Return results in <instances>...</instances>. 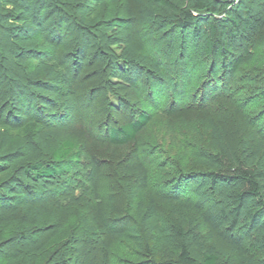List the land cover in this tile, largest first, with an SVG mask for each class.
Segmentation results:
<instances>
[{
    "label": "trees",
    "instance_id": "1",
    "mask_svg": "<svg viewBox=\"0 0 264 264\" xmlns=\"http://www.w3.org/2000/svg\"><path fill=\"white\" fill-rule=\"evenodd\" d=\"M116 2L0 0V30H8L10 46L21 54L17 66L25 70L21 79L13 84L12 93L16 95L14 102L22 108L15 112L14 107L7 110L0 105V219L6 211L17 208L24 211V215L8 221L5 231L15 235L13 240L16 241L11 253H3L0 246V264L42 262L46 244L39 245L42 239L34 237V220L40 212L28 205L27 198L42 200L52 194L57 196L68 185L74 189L67 202L74 205L96 202L98 207L101 221H93L86 231L90 235L97 232L98 237L105 232L124 239L140 254L150 252L147 264H222L215 245L202 241L196 232L199 226L192 229V238L202 253V260L195 259L187 246L178 242L186 236L185 231L160 212V203L177 205L183 209L180 213L196 212L209 229L210 239L227 240L237 259L226 264H264V129L259 127L264 121V85L262 89L248 83L250 86L242 97L243 102L255 99L261 108L260 117L255 119V127L259 128L256 133L249 135L242 130L232 139L228 125L210 114L213 102L219 105L231 94L225 89L226 73L236 75L245 68L264 82V26L242 54L235 52L236 43L256 29L253 19L260 11L254 13L246 0H239L237 4L235 0H125L124 15L113 17L108 6ZM70 23L81 29L86 37L83 42L74 33H63V28ZM130 24H137L143 31L137 40L131 34ZM98 34L106 40H115L113 45L118 49L110 50L112 60H108L112 61L111 68L116 72L114 77L126 82L125 87L129 84L146 110H131L126 123H110L105 130L101 127L102 145L97 146L99 143L93 140L97 154L94 152L86 158L76 138L61 139L63 130L52 122L56 118L67 119L65 108L71 106L73 110L83 98L89 104L96 100L86 93L88 84L78 80L76 66L70 61V56L77 59V53L71 54L70 50L73 43L72 49L76 47L77 51L80 45L91 46L90 39ZM178 40L183 42L181 46L175 45ZM161 46L166 49L160 50ZM177 52V63L184 58V64L180 73L172 74L176 57L168 58ZM4 58L0 49V92L6 82L2 73ZM198 65L199 70L203 66H208L209 70L204 73L200 87L193 89V101L174 107V99L169 96L166 106L161 107L154 97L156 86L166 85L174 93L183 92L178 87L186 89L189 84H181L177 74L189 79L190 66ZM141 78L143 81L139 80ZM101 81L105 86L109 84L107 77ZM39 92L55 94L64 101L58 103L43 98L54 107L51 111L40 105L43 99H39ZM111 94L104 96L105 101L110 100V96L117 100L116 104L111 103L110 110L124 115L128 108L123 105L125 100L121 95ZM6 97L8 99L0 98V104H6L7 100L8 104H14ZM130 104L127 102L128 106ZM239 107L233 105L235 113L230 110V116L239 115ZM194 112L206 114L204 124L209 141L204 142L203 133L193 124L195 120H181L183 114ZM154 127L150 145H146L145 133ZM82 133L78 131L76 136L84 137L86 134ZM101 146H107L113 151L111 154L117 152L118 155L112 156L120 159L119 168L113 170L117 188H124L130 202L138 201L136 223L127 228H115L109 223L110 218L103 222L108 215L103 214L99 203V183L107 165L103 159L110 155L100 154ZM149 153L157 157L162 171L178 172L171 181L166 178L160 183L162 190L157 199L149 193L151 177L146 167ZM73 173L79 177L73 180ZM42 181L56 183L55 188L39 189ZM191 185L199 198L207 197L220 186L228 190L229 196L220 199L215 211L200 209L193 199L184 197V191ZM229 232L235 237L227 238ZM147 234L153 235L159 243L160 261L154 259L145 243Z\"/></svg>",
    "mask_w": 264,
    "mask_h": 264
},
{
    "label": "rangeland",
    "instance_id": "2",
    "mask_svg": "<svg viewBox=\"0 0 264 264\" xmlns=\"http://www.w3.org/2000/svg\"><path fill=\"white\" fill-rule=\"evenodd\" d=\"M238 2L239 0H235V4ZM246 2L249 7L253 9L254 13H256V11H260V14L258 13L254 15L253 20L256 28L254 32L250 36L244 35L236 43L235 52L237 54L243 53L244 48L256 39L258 32L264 26V0H246ZM108 7H110L109 9H111V11H113V17H122L124 15L123 13L126 3L125 0H117L116 5L111 6L110 4ZM129 28L131 29V34L135 40L138 39V36H142V34L140 35V31H143L137 24H130ZM63 33H69V35L70 33H74L81 42L86 39L81 29H79L78 26L76 28V25L73 26L71 23L63 28ZM8 35V30H0V49L3 51L5 56V58L2 60V65L4 66V68H2V73L5 75L4 77L6 80L4 90L0 92V98L3 97L8 99L6 96H9L14 104H11V102L8 104L9 100H7L8 102L6 104L1 102L0 105L2 108L4 107L7 110H11L14 107V111L17 112V109L22 108V106L16 104L13 100L14 97L16 98L15 93L12 94L13 84L21 79L23 76V71L25 70L17 66L18 60L21 58V54L10 46ZM90 40L91 46L86 48L83 45H80L78 51L76 47L72 49L74 43L71 44L72 46L70 53L72 54L76 52L77 59L75 60L72 58V56H70V61L72 62L71 65L73 67L76 66L75 70L76 73H78V80L88 84V90L86 89V93H89L95 97L96 100L89 104L88 101L84 100L83 98V101H80V105L78 106L79 108L76 107L73 110L71 106L65 108L64 115L67 119H64L63 121L61 118H56V120H53L52 122H55V126L63 130L61 133V139L65 140L67 138H76L83 149L84 156L86 158L90 157V155L94 152L97 154L98 149L93 146V144L96 145L93 143V140H95L96 143H99L97 146L102 145L100 144V139L102 138V135L100 134L101 127L103 128L102 130H105V126H109L110 123L115 125L126 123V121H129L130 119L131 110L139 108L141 110H146L140 101V98H138V94L136 95L135 91L129 86V84L127 83V87H125L126 82H119L118 78L114 77L116 72H114V69L111 68L112 61L108 60H112L109 55L111 54L110 50L114 51L118 49V47L113 45L115 40H112L111 38L106 40L99 34ZM182 43L183 42L181 40H178L175 45L181 46ZM165 47L166 46H161L160 50L166 49ZM147 49L151 50L149 47H147ZM177 55H179L178 52L174 53L168 58L173 59L176 57L174 67L171 64L173 67L171 71L172 74H176V72L180 73V67H182V64H184L182 63L184 58L183 60H179L180 63H177ZM189 56L190 55H188V57ZM205 64L207 65V63ZM203 67V69L199 70L201 68L199 65L197 67L190 66L191 74L189 79L188 77L183 78V75L181 74H177V77H179L181 80V84H189L186 89L182 88L181 86L178 87V90H184L183 92L174 93V90L170 89L166 85L156 86L154 89V97L157 99V102L160 103V106H166L165 103L168 101L169 96H172L174 99V101L172 100L174 102V107H182L193 101V94L195 93V90L193 89L200 87L201 82L203 81L204 73H206V70H209L206 69L208 66ZM229 75L230 74L226 73V78L228 80L225 83V89L227 93L231 92V94L227 99L221 101L219 105H216V103L213 102L211 104L212 110L210 111V114L214 115L215 119L218 121L221 120V123L227 124L228 132L231 133L230 137L232 139H236L242 130L245 133L248 132L250 135L251 132L252 134L256 133V130L259 129L255 127V119L256 117H260L259 110L261 108L259 107V103H257L253 98H249V100H251L250 102H247V99L243 102L242 97H244L246 87L250 86L248 83L255 86L257 85L263 89L264 82L261 81L258 75L250 73L249 69L245 68L236 75ZM143 76L144 75L142 74L141 77ZM106 77L108 78L109 84L105 86L101 80H105ZM142 79L143 78L139 80L143 81ZM255 81L258 82L254 83ZM100 82L101 84H99ZM5 93H7V95H4ZM106 93L109 95L112 93L111 95L117 94L122 96V100H125L123 102L124 107H128L126 108L124 115H120L118 112L110 110L112 107L111 103L114 102L116 104L117 100H115L113 96H110V100L107 99L105 101L104 96ZM39 94V99L47 98L50 101L53 100L54 102L57 101L58 103H63L64 101L61 97H58L52 93L39 92ZM127 102H130L131 106H128ZM40 105L51 111L55 110L54 107H52V104H48L47 101H44V99ZM233 105L236 107L240 106L239 108L241 109V113L237 116H230L231 111L232 113H235L233 112ZM70 115L74 117L72 118ZM205 115L206 114H202L201 112L187 113L183 114L181 119L183 120L192 118L195 120L193 124H196L198 127L197 129L201 130L203 133L205 137L204 142L210 140V135L207 133L208 131L204 124ZM253 117L254 119H251ZM107 118L109 119L108 121ZM68 119L73 120L68 121ZM249 119H251V121H249ZM162 120L167 122L164 119ZM64 122H67V124ZM246 125L248 126L246 127ZM259 127L264 129V121L260 123ZM154 129L155 127L149 129L145 133L143 141L146 143V145H150L151 137L153 136L151 130ZM78 131L83 132L82 134L86 135H84V137L76 136ZM106 143L103 145L105 146ZM104 146L99 148L100 154H105V156L109 154L110 156H106V158L103 159L106 161L107 165L104 167L101 181L99 183V203L101 206H103V214L108 215V217L102 221L105 222L110 218L109 223L113 224L115 228H127L136 223L138 201L134 200L130 202L124 188L121 187L120 190L117 188L118 185H115L113 181V177H115L113 173L115 172L113 170L115 167L119 168L120 159H118V156L114 158L115 155H118L117 152L111 154L113 151L108 150L107 146ZM111 156L112 158H110ZM146 160V167L148 168L151 177L149 193L151 196L157 199V197H159L158 193H160L162 190L160 183L167 179L168 181H171L178 175V172H175V170L174 173L170 174L169 170L162 171L160 169V165L158 166L157 164V157L151 153L148 154ZM76 176L77 173L71 174L73 180ZM24 181L34 185V183L30 182L28 179H24ZM175 184H177V182ZM55 185L56 183L51 181H42L38 188L53 190ZM193 185L184 191V197L193 199V202L196 203V206L200 205V209H211L215 211V209L217 210L220 206V199L223 200V197L227 198V196H229L228 190L223 189L220 186L214 193H209L207 197L199 198L195 196L193 192ZM63 189L64 190L61 192V194L56 193L59 194L57 196L52 194L50 197H45L42 200H33L32 198H27L28 205L40 212L39 216H37L36 220H34V237L42 239L39 245H42L43 242L46 244L44 252V255L46 256L42 259L40 264H147V261L150 260V252H144V254H140L129 242L119 237L107 235L105 232L99 237L97 232H95L96 234L90 235L86 231V227L91 225L93 221H101L100 215L97 214L98 207L96 206V202L74 205L67 202V197L69 196V193L73 192L74 188L68 185ZM111 204L112 208L110 209ZM18 210L19 208L6 211V213L3 214L2 218L0 219V246L2 247L1 251L3 253H11V246L16 241L13 240L15 235L13 236L11 232L7 233L5 229L8 225V221H14L13 219L24 215V211ZM181 210L183 209L177 205L173 206L169 203H160V212L164 216L173 219L175 223L180 225L185 231L186 236L183 239L178 240V242L185 244L195 259H197L199 262L202 260V253L192 238V229L198 226L199 229L196 230V232L201 235L202 241L210 242V244L215 245L220 262L222 264H226L237 259V255L231 249L227 240L220 238L210 239L211 235L209 229L198 219L199 217L196 212H189L185 210L184 213H180ZM191 225L194 226L191 227ZM98 227L100 231H102V227L99 225ZM143 234L145 235L144 232ZM96 236L98 238H96ZM226 236L227 238L235 237V234L229 232L226 233ZM145 243L148 244L149 250L151 251L154 259L160 261L162 259V255L159 250V243L157 239L153 235L149 236L147 234L145 236Z\"/></svg>",
    "mask_w": 264,
    "mask_h": 264
}]
</instances>
